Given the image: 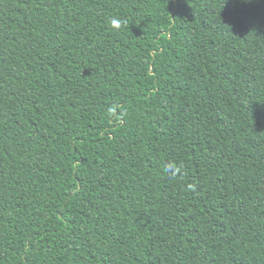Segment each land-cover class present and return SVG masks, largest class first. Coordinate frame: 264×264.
I'll use <instances>...</instances> for the list:
<instances>
[{"label":"trees","instance_id":"obj_1","mask_svg":"<svg viewBox=\"0 0 264 264\" xmlns=\"http://www.w3.org/2000/svg\"><path fill=\"white\" fill-rule=\"evenodd\" d=\"M0 264H264V0H0Z\"/></svg>","mask_w":264,"mask_h":264},{"label":"clouds","instance_id":"obj_2","mask_svg":"<svg viewBox=\"0 0 264 264\" xmlns=\"http://www.w3.org/2000/svg\"><path fill=\"white\" fill-rule=\"evenodd\" d=\"M109 23L113 29H119L122 23H124V21H122L119 18H110ZM112 112L113 110L109 109V113L111 114ZM182 168L183 165L177 166L176 164H170L165 166V172L172 176H176L178 173L182 171Z\"/></svg>","mask_w":264,"mask_h":264}]
</instances>
